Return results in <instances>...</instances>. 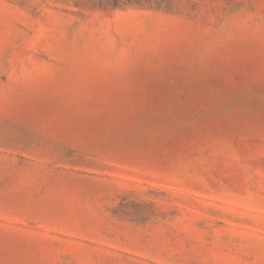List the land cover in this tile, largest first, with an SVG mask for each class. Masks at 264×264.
Masks as SVG:
<instances>
[{
  "label": "rangeland",
  "instance_id": "1",
  "mask_svg": "<svg viewBox=\"0 0 264 264\" xmlns=\"http://www.w3.org/2000/svg\"><path fill=\"white\" fill-rule=\"evenodd\" d=\"M0 264H264V0H0Z\"/></svg>",
  "mask_w": 264,
  "mask_h": 264
}]
</instances>
